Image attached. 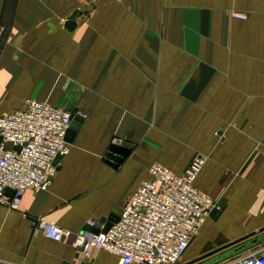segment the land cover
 <instances>
[{
  "label": "crops",
  "instance_id": "crops-1",
  "mask_svg": "<svg viewBox=\"0 0 264 264\" xmlns=\"http://www.w3.org/2000/svg\"><path fill=\"white\" fill-rule=\"evenodd\" d=\"M0 25V112L32 98L82 116L48 188L0 204V264H118L39 222L102 228L150 164L180 174L196 155L194 185L220 210L182 258L264 245V0H0ZM115 140L129 152L113 166Z\"/></svg>",
  "mask_w": 264,
  "mask_h": 264
},
{
  "label": "built area",
  "instance_id": "built-area-1",
  "mask_svg": "<svg viewBox=\"0 0 264 264\" xmlns=\"http://www.w3.org/2000/svg\"><path fill=\"white\" fill-rule=\"evenodd\" d=\"M4 27L0 25V39ZM72 115L29 98L22 109L0 112V204L18 209L27 190H45L56 172L57 156L69 151L65 138ZM204 156L196 155L180 174L150 164V178L130 193L118 220L105 231L71 233L52 222L38 226L53 240L62 237L88 257L93 248L118 257V264H180L184 251L210 212L219 208L195 187ZM9 189L13 193H6ZM93 226L92 220H87ZM223 264H264V245L242 250Z\"/></svg>",
  "mask_w": 264,
  "mask_h": 264
},
{
  "label": "water",
  "instance_id": "water-1",
  "mask_svg": "<svg viewBox=\"0 0 264 264\" xmlns=\"http://www.w3.org/2000/svg\"><path fill=\"white\" fill-rule=\"evenodd\" d=\"M76 14H77V11H73L71 13V15L69 17H67V19L65 20L64 27L69 31H72L76 26V23H75ZM71 115H72V119H71L70 125H69V127L66 131V135H65V138L67 141H71L72 136L75 133V131L78 129L79 122L82 119V116L76 114V110H72ZM128 152H129L128 148L120 145L118 140H115L109 146V150H108V153L106 155V161H107V163L115 166L118 162H120V160L123 157H125L128 154ZM60 157L61 156H57L54 161L56 162ZM6 193L11 195L13 192L11 190L7 189ZM117 220H118V216H116L114 214H109L106 217L100 218V221L103 222L102 228L87 226L86 230L89 229V230H91V232H94V233H97L99 231H105L111 226L112 223L116 222ZM61 239H64V237H62ZM251 243H252V241L251 242H245L243 244H240L238 246L230 248L229 250H226L225 252L218 254L217 256L210 258L206 261H203L200 264H214L218 261H221V260H223L229 256H232V255L244 250Z\"/></svg>",
  "mask_w": 264,
  "mask_h": 264
},
{
  "label": "rangeland",
  "instance_id": "rangeland-1",
  "mask_svg": "<svg viewBox=\"0 0 264 264\" xmlns=\"http://www.w3.org/2000/svg\"><path fill=\"white\" fill-rule=\"evenodd\" d=\"M214 210H217V211H219L220 210V205H219V208H216V209H214ZM201 226H202V224H201ZM201 226H200V228H201ZM200 228L198 229V231L194 234V236L192 237V241H193V239L195 238V236L198 234V232H199V230H200ZM191 241V242H192ZM226 245H213V244H211L208 248H206V249H204L201 253V256H199L198 258H196L195 260L193 259V260H191L190 261V259H184V258H182L181 259V263L180 264H191V263H194L195 261H198L197 259H199V258H201V257H205V256H207V255H209V254H211V252L212 251H214V250H216V249H220V248H223V247H225ZM188 257V256H187ZM230 257H232V256H230ZM186 258V257H185ZM223 261V260H222ZM222 261H220V262H218V263H215V264H223L222 263Z\"/></svg>",
  "mask_w": 264,
  "mask_h": 264
}]
</instances>
